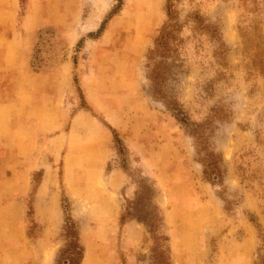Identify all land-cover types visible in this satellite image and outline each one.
<instances>
[{"label": "rangeland", "instance_id": "obj_1", "mask_svg": "<svg viewBox=\"0 0 264 264\" xmlns=\"http://www.w3.org/2000/svg\"><path fill=\"white\" fill-rule=\"evenodd\" d=\"M38 2L39 18L31 30L24 22L33 0H18L17 25L0 30L21 32L20 58L29 63L31 73L43 76L37 79V94L50 92L65 60L72 62L68 82L62 83L69 88L61 114L58 111L59 126L52 135L60 139L74 112L85 110L102 132L112 134L110 147L116 153L111 150L114 161L109 168L121 164L129 181L113 191L101 174L96 188L73 193L64 185V148L54 167L33 174L29 158L23 161L22 180L30 185L28 194L21 195L23 231L29 235L28 228L36 226L33 237L22 240L30 254L21 264H56L65 244L64 191L86 250L89 244L97 246L100 256L91 252V264H157L149 225L142 219L150 222L161 216L172 264H257L264 256V0H175L182 30L178 60L169 63L180 67H171L166 87L199 124L195 129L147 93V53L168 18V0ZM51 14L58 22L45 21ZM104 22L105 30L92 37ZM122 56L129 62L124 67L127 77L142 81L157 110L151 143L158 154L151 164L126 142L125 148L115 143L113 132L99 119L105 116L90 105L77 78L87 70H110ZM9 71L0 67V93L12 100L15 76ZM84 125L81 135L89 144L94 127ZM48 151L39 145V163L54 161ZM207 169L219 172L220 178L207 177ZM35 178L44 183L42 189ZM37 200L39 213L29 217V205ZM128 211L132 215L122 226L121 215ZM43 215L46 220L39 218ZM128 223L139 231L137 242L129 236Z\"/></svg>", "mask_w": 264, "mask_h": 264}, {"label": "crops", "instance_id": "obj_2", "mask_svg": "<svg viewBox=\"0 0 264 264\" xmlns=\"http://www.w3.org/2000/svg\"><path fill=\"white\" fill-rule=\"evenodd\" d=\"M18 6V0H0V27L17 25ZM39 6L38 0H33L25 15L24 27L27 30H31L37 22ZM53 15L47 16L45 21H53L50 18ZM22 39L21 32L16 29L11 34L0 30V67L11 70L15 76L13 99L7 100L0 93V264H21L30 254L26 243H22L24 238L29 239V235L23 231L21 218L24 203L21 195L28 194L30 188V185L22 180L25 170L23 161L27 158L29 172L33 174L39 168L47 169L50 165L54 167L55 162L62 157L61 149L64 148V185L73 193L76 190L84 192L96 188L95 180L101 174L106 175V184L113 191L124 188L129 181V176L121 164L109 168L111 160L114 159L111 150L113 154L116 153V150L110 147L112 134L102 132L95 117H88L85 110L77 109L74 112L69 130L63 132L60 139L52 135L59 126L58 116L65 102L64 93L69 88V84L62 83L63 79L68 82V68L72 67V62L65 60V65H62L64 71H59L61 75L58 74L56 84L54 87L52 84L50 92L43 89L45 95L37 94V79L43 76L38 72L31 73L28 69L29 63L20 58ZM126 62L127 58L122 56L115 60L116 64L110 70H87L77 78L80 79V85L90 105L118 130L121 139L126 142L125 145L134 148L143 160L151 164L158 154L152 151L151 143V123L155 120L157 110L152 108L151 98L143 90L142 81L137 77H127V68L124 67L129 66V62L128 65ZM84 122L94 127L95 134L89 136V144L83 134L81 135L87 126ZM39 145L41 148H48L53 162L49 158L47 162H38ZM45 155L49 157L47 152ZM43 185L41 181L39 190ZM34 204V208L37 207L35 214L39 213L40 200ZM39 218L46 220L44 215ZM126 226L131 240L137 242V228L133 223ZM95 247L97 248L96 244L94 247L90 244L87 246L83 264H91V252L99 258Z\"/></svg>", "mask_w": 264, "mask_h": 264}, {"label": "trees", "instance_id": "obj_3", "mask_svg": "<svg viewBox=\"0 0 264 264\" xmlns=\"http://www.w3.org/2000/svg\"><path fill=\"white\" fill-rule=\"evenodd\" d=\"M105 23L106 22L101 25L96 34L91 32L90 35L92 37H98L100 33L105 30ZM181 30L182 25L178 20V10L175 7V0H168V18L164 22L158 36L155 38L154 44L148 49L147 53V93L158 101L164 103L167 109L173 112V116H175L179 122L189 128H194V125L197 126L199 124H195V122L191 120L187 111L179 102L176 95L169 94L166 87L172 72L171 67H180V64H170L169 60H173L174 62L178 60L177 57L179 56ZM99 119L113 132L115 143L125 148L124 142L121 139L118 130L113 127L104 117L100 116ZM120 152L123 153L122 150H120ZM204 173L207 177L212 179L215 177L220 178L221 176L219 172L208 171V169L204 170ZM35 179L37 183H40L39 179ZM62 200L64 222L61 235L63 236L65 244L58 251L56 264H83L86 255V247L82 241L79 222L72 215L71 205L65 191L63 192ZM34 213V206L33 204H30L27 215L31 217L34 215ZM131 215L132 214L130 211L121 215L122 226L126 223L128 217ZM251 220L256 222L259 232H262L261 225L255 220V218L251 217ZM32 222L34 223L35 221L32 219ZM142 222L149 225V231L152 238L150 250L153 253L155 252L158 260L157 264H172L171 255H169L170 246L168 245L170 237L164 230L166 227L164 217L161 216L157 218V220L150 222L142 219ZM35 226L36 225L34 223L28 228V234L30 237H33L32 229H34ZM257 264H264V256L260 257V261Z\"/></svg>", "mask_w": 264, "mask_h": 264}]
</instances>
